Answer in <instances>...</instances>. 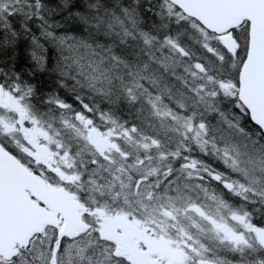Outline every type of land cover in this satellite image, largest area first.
<instances>
[{
    "label": "snow or ice",
    "instance_id": "snow-or-ice-1",
    "mask_svg": "<svg viewBox=\"0 0 264 264\" xmlns=\"http://www.w3.org/2000/svg\"><path fill=\"white\" fill-rule=\"evenodd\" d=\"M0 264H264V0H0Z\"/></svg>",
    "mask_w": 264,
    "mask_h": 264
}]
</instances>
